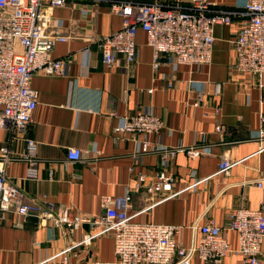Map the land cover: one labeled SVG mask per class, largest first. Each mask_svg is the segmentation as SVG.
Returning a JSON list of instances; mask_svg holds the SVG:
<instances>
[{"label": "crops", "instance_id": "obj_1", "mask_svg": "<svg viewBox=\"0 0 264 264\" xmlns=\"http://www.w3.org/2000/svg\"><path fill=\"white\" fill-rule=\"evenodd\" d=\"M112 1L173 4V0H67L49 11L48 32L66 38L51 52L52 59L65 62L64 71L60 76H32L30 86L38 100L23 138L0 130V149L7 147L11 153L8 161L0 158L6 181L20 190L26 203H50L54 211L66 207L87 218L103 215V197L129 196L133 222L178 225L176 241L182 246L197 237L193 226L206 219L225 227L238 208L264 213V74L234 69L233 41L244 18L215 27L211 64L192 69L163 55L159 69L153 71L147 36L138 30L136 59L124 73L121 57L119 66L105 68L98 48L101 38L122 25V18L109 10ZM209 1L217 9L229 10L245 0ZM137 112L160 118L163 130L149 136L114 133L123 116ZM25 139L37 144L36 181L24 179ZM143 143L148 144L147 152H142ZM68 148L81 150L82 160L67 164ZM223 157L233 162L227 173L218 172ZM160 172L173 178L177 194L153 203L158 196L136 189V179L144 176L147 184ZM258 181L262 189L256 187ZM94 232L90 224L69 232L9 211L0 220V264L114 260L112 233L92 236ZM224 234L233 251L223 264H241L236 234ZM190 264L211 263L195 258ZM259 264H264V240Z\"/></svg>", "mask_w": 264, "mask_h": 264}, {"label": "built area", "instance_id": "obj_2", "mask_svg": "<svg viewBox=\"0 0 264 264\" xmlns=\"http://www.w3.org/2000/svg\"><path fill=\"white\" fill-rule=\"evenodd\" d=\"M67 0H0V130L9 129L16 138H23L32 123L38 93L30 86L35 73L60 76L64 61L54 60L51 52L58 42L66 38L48 32L49 11L63 7ZM109 10L122 18L121 28L101 38L98 48L101 63L111 69L123 62L122 71L136 59L135 37L138 30L147 36L152 51V69L157 71L163 55L173 58L179 66L211 64L214 29L230 26L234 19L244 18L233 41L234 69L239 73L260 76L264 74V0H245L241 6L229 10L217 9L209 0H173L171 5L144 1H112ZM88 51V50H86ZM167 87H171L170 84ZM190 88L193 89L190 82ZM149 93L151 90L148 91ZM264 123V118H262ZM222 128H217L220 131ZM163 130L160 118L137 112L122 117L114 129L117 135H154ZM148 144L143 143L142 152ZM37 144L25 139L21 159L26 162L25 180L39 179L36 156ZM10 150L0 149V158L10 160ZM83 152L75 148L66 151L67 164L80 162ZM166 158V156H164ZM233 162L223 157L218 164L219 173H227ZM173 178L160 172L146 184L138 176L135 188H143L150 196H158V203L174 197ZM256 187L263 188L262 181ZM130 197H103L102 216L87 218L73 214L63 207L54 211L50 203L43 206L24 202L18 188L9 184L0 168V220L14 211L21 216H35L40 222H50L55 228L65 227L72 232L80 225L90 224L92 236L111 232L114 240L112 261L95 260L92 264H190L195 258L211 264H223L231 249L224 231L237 237L236 252L241 264H259L261 244L264 240V213L260 210L238 208L230 213L228 224L218 226L211 219L194 225L197 237L188 246L177 244L178 225L135 223L130 215Z\"/></svg>", "mask_w": 264, "mask_h": 264}]
</instances>
